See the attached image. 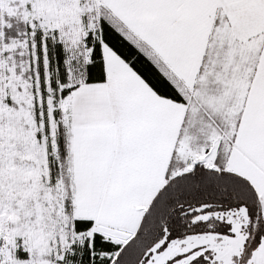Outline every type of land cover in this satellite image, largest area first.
<instances>
[{"label":"snow or ice","instance_id":"6c2138e0","mask_svg":"<svg viewBox=\"0 0 264 264\" xmlns=\"http://www.w3.org/2000/svg\"><path fill=\"white\" fill-rule=\"evenodd\" d=\"M0 264H264V0H0Z\"/></svg>","mask_w":264,"mask_h":264}]
</instances>
